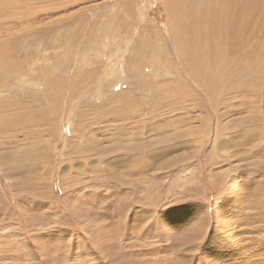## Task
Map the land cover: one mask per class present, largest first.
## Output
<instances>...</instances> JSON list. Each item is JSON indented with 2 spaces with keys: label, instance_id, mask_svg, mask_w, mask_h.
I'll list each match as a JSON object with an SVG mask.
<instances>
[{
  "label": "rangeland",
  "instance_id": "obj_1",
  "mask_svg": "<svg viewBox=\"0 0 264 264\" xmlns=\"http://www.w3.org/2000/svg\"><path fill=\"white\" fill-rule=\"evenodd\" d=\"M189 2L0 0V264H264V29Z\"/></svg>",
  "mask_w": 264,
  "mask_h": 264
},
{
  "label": "bare ground",
  "instance_id": "obj_2",
  "mask_svg": "<svg viewBox=\"0 0 264 264\" xmlns=\"http://www.w3.org/2000/svg\"><path fill=\"white\" fill-rule=\"evenodd\" d=\"M184 1H186L187 3L189 1L187 0H175L176 4L179 5V7H181L184 4ZM202 4L204 3L205 0H190L189 2V8L191 7L192 11H197L195 9H198V13L196 16H194L195 18H188V16H184L182 14H178V17H183L184 19H182V23L184 24L185 28L187 30H195L197 28V25H200V27L202 26L201 29H197V30H201L200 32L203 33V36L205 37V35L211 36L214 30H221L223 36L225 37V53L231 54L234 51H240L242 50V48H240V43H239V36L241 37V35H239L242 32L245 31H250L251 29H264V28H260L261 25H264V20H262V23L260 22V15H264V11H260V7H253L250 4V0H209V4H208V10L206 11V22H201L199 20V17L203 16L201 15L202 12H204V9L200 8V4L201 2ZM257 1V0H256ZM259 1V0H258ZM174 6H176L175 3H173ZM257 4V3H256ZM258 6V4L256 5ZM263 6V5H262ZM193 7V8H192ZM200 9V10H199ZM263 9V8H262ZM255 12V13H254ZM194 13V12H193ZM259 14V22H256L255 24H252L251 27L246 28L247 26L245 24H248L250 22L253 21L252 16H250L249 14ZM262 18V17H261ZM179 19V18H178ZM177 19V20H178ZM176 20V21H177ZM247 20H249V22H247ZM200 21V22H199ZM178 23V21H177ZM253 23V22H252ZM249 25V24H248ZM177 28V27H176ZM183 29V28H182ZM181 29V30H182ZM236 29L239 30V33L235 34ZM178 30V29H177ZM179 31V30H178ZM252 31V30H251ZM107 32V31H106ZM247 32V33H248ZM111 33V32H110ZM192 33V32H191ZM199 33V32H198ZM246 33V34H247ZM250 33V32H249ZM109 34V33H108ZM175 34V33H174ZM178 34V33H177ZM248 35V34H247ZM42 36V35H41ZM245 36V35H244ZM36 37V36H35ZM40 37V36H38ZM36 37V38H38ZM177 37H179V34L177 35ZM203 37V40H204ZM223 37V38H224ZM119 38V37H118ZM180 38V37H179ZM207 38V37H206ZM210 38V37H208ZM33 40V39H32ZM134 40V39H133ZM208 40V39H207ZM131 41V40H130ZM206 41V40H204ZM220 41V40H219ZM223 41V40H222ZM133 42V41H132ZM131 42V44H133ZM135 42V41H134ZM243 42V41H242ZM170 43V42H169ZM38 44V43H37ZM40 44V43H39ZM38 44V45H39ZM224 44V43H223ZM238 44V45H235ZM135 45V44H134ZM47 46V45H46ZM133 46V45H132ZM108 47V46H107ZM204 47V46H203ZM114 48L112 50V54L111 57H113V59L110 61L109 66H107L106 68V74H105V79L109 80L111 78H116L118 74H121V71L123 72L124 70L119 69L117 71V73H114L115 70L117 69V67L121 64V57L124 56L123 53L120 52H124V51H117L118 50V46L115 47H111ZM237 48H239L237 50ZM241 52V51H240ZM254 52V51H253ZM120 53V54H119ZM31 54V53H30ZM214 56V55H213ZM226 56V55H225ZM45 58H47L46 56H44ZM110 57V58H111ZM227 58V57H226ZM46 61V59H45ZM43 62V61H42ZM178 62V61H177ZM188 63V62H187ZM45 64V63H44ZM227 65V64H226ZM159 66V64H158ZM186 66H189V63L186 64ZM204 66V65H203ZM229 67V65H227ZM191 65L188 67L190 68ZM210 68V66H207ZM203 69V68H201ZM212 69L207 70L206 68L203 70L207 73H211ZM227 70V69H226ZM231 70V69H230ZM229 70V71H230ZM233 70V69H232ZM157 71V70H156ZM188 72V71H187ZM228 72V71H227ZM231 73V72H230ZM185 74V73H184ZM34 77V76H33ZM31 77V78H33ZM34 79V78H33ZM37 79V78H36ZM181 79V78H180ZM207 80V79H206ZM208 82V81H207ZM192 83V82H191ZM228 83V82H227ZM201 84V83H200ZM97 94L101 93L102 90L100 88V86H97ZM148 91V90H147ZM150 90L147 92L149 93ZM219 92V91H218ZM146 93V94H147ZM217 93V92H216ZM150 94V93H149ZM216 95V94H215ZM109 101V100H108ZM111 102V101H110ZM162 103V102H161ZM121 104V103H120ZM140 107V106H139ZM158 108V106H157ZM75 114V113H74ZM264 141V139H263ZM157 152H155L156 154ZM160 153V152H159ZM163 153V151L161 152ZM160 153V156L163 155ZM154 155V154H153ZM152 156V155H151ZM151 156H148L149 160L151 158ZM154 158V157H153ZM156 160V159H155ZM149 167V166H148ZM150 168V167H149ZM139 169L141 170V168L139 167ZM136 172V171H135Z\"/></svg>",
  "mask_w": 264,
  "mask_h": 264
}]
</instances>
